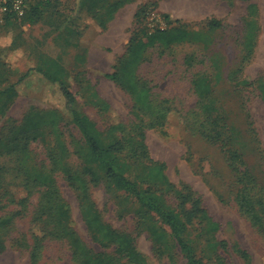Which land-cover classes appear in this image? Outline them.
Returning a JSON list of instances; mask_svg holds the SVG:
<instances>
[{
    "label": "rangeland",
    "instance_id": "rangeland-1",
    "mask_svg": "<svg viewBox=\"0 0 264 264\" xmlns=\"http://www.w3.org/2000/svg\"><path fill=\"white\" fill-rule=\"evenodd\" d=\"M202 1L204 9L198 8ZM176 30L186 32L183 43L167 48L158 41L132 61V43ZM116 34L120 37L113 40ZM217 60L225 73L220 84ZM38 67L64 77L75 108L96 123L105 139L125 140L123 168L141 188L162 195L178 211L175 190L183 185L202 198L201 207L219 228H209L201 214L189 225L188 239L205 264H248L243 251L252 264H264V228L241 210L239 188L230 186L218 151L187 129V122L196 127L195 120H209L207 112H223L216 122L237 120L251 129L264 167V101L257 87L264 82V0H27L22 17L0 0V91L30 72L16 93H0V247L5 246L0 264H31L37 241L33 221L48 200L65 205L68 225L85 250L115 251L109 240L94 239L105 235L106 224L123 235L120 243L133 242L145 264H188L169 226L134 196L111 188L103 171L87 162L85 139L66 115L60 86L47 82ZM132 74L151 88L152 103L175 110L165 126L145 127V147L138 126L152 120H137L136 102L126 90ZM189 149L201 159L204 176L194 171ZM151 161L165 165L164 175L175 190L161 176L152 178ZM46 186L52 188L48 198L41 192ZM26 196L27 207L18 206ZM155 227L165 232L158 242ZM39 244L37 264H80L70 256L71 248H78L70 238Z\"/></svg>",
    "mask_w": 264,
    "mask_h": 264
},
{
    "label": "trees",
    "instance_id": "trees-1",
    "mask_svg": "<svg viewBox=\"0 0 264 264\" xmlns=\"http://www.w3.org/2000/svg\"><path fill=\"white\" fill-rule=\"evenodd\" d=\"M7 2L8 7L12 8V0H7ZM217 27H219V24H217ZM180 32L183 33L179 35ZM186 38L187 34L182 30L158 31L148 42L140 40L135 44L132 43L128 52L132 57V61L138 62L141 59L143 50L148 45H155L156 42L159 41L162 46L170 48L177 43H183ZM214 65L218 71L216 75L217 83H223L225 73L220 64V60L215 61ZM36 69L47 82L60 86L65 100L66 115L79 129L85 139L87 162L103 171L111 188L117 191H124L134 196L143 209L151 213H156L162 221L169 226L171 229V236L185 253L188 264H205L203 259L196 254L194 246L188 239L189 225L192 224L195 219L199 218L201 214L207 220L209 228L213 230L219 228V225L208 216L206 209L201 207L202 198L195 196V193L191 191L187 185H183L181 189L175 190V186L171 184L164 175L165 165L154 161H151L150 166L152 178L157 179L161 176L162 180L167 184V188L176 191L181 200L179 207H181L182 210L178 211L176 208L169 206L163 200V196L159 195L157 192L141 188L136 181L131 180L127 176L123 168L125 163L122 161L123 158L121 153L125 151L127 147L125 140L118 138L108 141L105 139L96 123L88 115L82 114L75 108L76 97L70 90L64 77L50 68L38 67ZM29 75L30 72L18 82L11 84L7 89L0 91V93H16L18 83L25 80ZM134 75L135 74H132V76ZM126 77L128 78L129 74H127ZM112 78L117 80L119 76L114 74ZM130 82L131 84L127 85L128 89L126 90L136 102L134 108L137 114V120H152L150 125L142 124L138 126L139 134L142 139L141 145L145 147V127L165 126L167 120H169L175 110L170 105H165L163 102H159V104L152 103L153 101H150L152 95L151 88H149L146 82H139L136 75ZM257 87L264 101V82H257ZM144 92H146L148 96L146 99L144 98ZM212 111H215L214 113L219 112L217 108H215V110L212 109ZM222 113L214 116L207 112L206 114L209 120H195L197 123L196 127L187 122V129L192 135L201 137L206 145L214 148L216 152L218 151L221 160L224 162L231 176L230 186L239 188L237 200L241 210L251 217L252 222L256 226L264 228V167L262 152L256 144V140L251 136V129L241 127L235 122L237 120H223V123L219 120V122H216L218 118H223ZM223 131L226 133V136H224L225 134ZM23 139L26 141L25 147H27L30 138L26 137ZM188 156L189 161L192 162L194 171L204 176L203 169H201L200 165L197 163V161H201V159L195 160L194 152L190 149L188 151ZM30 187V184L25 185V190L29 192V195H31ZM41 192L43 196L45 195V198H48L52 193V188L46 186L45 190ZM188 202L191 203L190 208H184ZM27 203L28 196L20 198L17 201V205L20 207H27ZM41 207L42 212L40 216L33 221L35 225L33 236L37 241L31 251V264L38 263L41 257V245L39 243L48 238L61 241L70 238L72 244L78 247L74 248L72 246L73 248H71L70 256L73 261L79 262L80 264H145L144 258H142L135 249L133 242L125 238L123 243H120V238H122L123 235L114 231L106 224H102V226L106 228L105 235H95L94 239L100 244H105L106 240H109L112 245H117L115 251L105 254L85 250L81 246L83 243L81 238L76 234L73 228L68 225V212L61 201L55 202L53 200H48L47 205ZM16 214L21 215V210L17 211ZM59 216H61V218ZM95 221L100 222V218L97 216ZM87 222L92 227V221L87 219ZM152 234L154 241L158 242L160 238L164 237L165 232L159 231L155 227V230H152ZM4 249L5 246L0 247V250ZM242 255L244 259L248 261V264H252L251 257L247 252L243 251Z\"/></svg>",
    "mask_w": 264,
    "mask_h": 264
},
{
    "label": "built area",
    "instance_id": "built-area-1",
    "mask_svg": "<svg viewBox=\"0 0 264 264\" xmlns=\"http://www.w3.org/2000/svg\"><path fill=\"white\" fill-rule=\"evenodd\" d=\"M2 1L8 5L7 0ZM26 4L27 0H12V8L20 17L26 14Z\"/></svg>",
    "mask_w": 264,
    "mask_h": 264
},
{
    "label": "bare ground",
    "instance_id": "bare-ground-1",
    "mask_svg": "<svg viewBox=\"0 0 264 264\" xmlns=\"http://www.w3.org/2000/svg\"><path fill=\"white\" fill-rule=\"evenodd\" d=\"M199 6H198V8H200V9H204L205 7H206V3L205 2H201V3H199L198 4ZM190 6V5H189ZM119 37H120V35L119 34H116V36L114 37V39L113 40H116V39H119ZM118 96V95H117Z\"/></svg>",
    "mask_w": 264,
    "mask_h": 264
}]
</instances>
